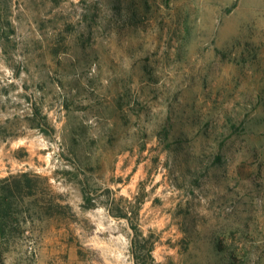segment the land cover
Instances as JSON below:
<instances>
[{"label":"rangeland","instance_id":"rangeland-1","mask_svg":"<svg viewBox=\"0 0 264 264\" xmlns=\"http://www.w3.org/2000/svg\"><path fill=\"white\" fill-rule=\"evenodd\" d=\"M264 264V0H0V264Z\"/></svg>","mask_w":264,"mask_h":264},{"label":"trees","instance_id":"trees-1","mask_svg":"<svg viewBox=\"0 0 264 264\" xmlns=\"http://www.w3.org/2000/svg\"><path fill=\"white\" fill-rule=\"evenodd\" d=\"M144 264V263H143Z\"/></svg>","mask_w":264,"mask_h":264}]
</instances>
